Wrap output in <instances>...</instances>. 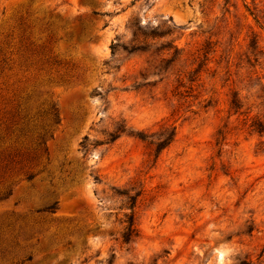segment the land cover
Here are the masks:
<instances>
[{
	"label": "rangeland",
	"instance_id": "rangeland-1",
	"mask_svg": "<svg viewBox=\"0 0 264 264\" xmlns=\"http://www.w3.org/2000/svg\"><path fill=\"white\" fill-rule=\"evenodd\" d=\"M19 17L58 65L24 62ZM10 31L0 107L28 122L0 146L46 153L0 172V264H264V0H0Z\"/></svg>",
	"mask_w": 264,
	"mask_h": 264
},
{
	"label": "trees",
	"instance_id": "trees-1",
	"mask_svg": "<svg viewBox=\"0 0 264 264\" xmlns=\"http://www.w3.org/2000/svg\"><path fill=\"white\" fill-rule=\"evenodd\" d=\"M18 22L14 28L15 30V41L13 43L17 52L21 53V57L23 58L24 62L29 64H36L39 67H51L57 64V61L54 59L53 56L50 55V47L49 43L51 41V31L50 26L52 23L48 21H44L42 24L43 29L47 32L45 38L40 42H34L30 40V33L27 31L29 25L26 24L21 17H19ZM13 31L8 33L2 34L0 39V56L5 54V49L11 43ZM3 60V58L1 59ZM58 65V64H57ZM4 106L0 107V143L3 140L8 139V137L13 134L14 132L20 133L24 130L27 126V119L26 114H24L23 109H20V106L17 101L15 100H5L3 102ZM230 107L238 108L237 103L234 99L229 101ZM44 117H49V120L57 123L58 122V115L56 112V107L54 104H51L47 107L44 111ZM41 118V116H40ZM41 129L43 130V125H40ZM255 132L257 133H264V121H252L249 124ZM34 146L29 148H25L22 152L19 147H12L11 145H7L4 147L0 146V164L1 162H5L3 165H0V172L5 174L8 172H12L10 164L14 163V165L19 164L20 162H34V166L38 162L39 158L44 156L46 153V148L44 145V141L40 139L41 133H36ZM173 132L166 133L159 137L158 141L155 143L154 153L157 154L161 148L169 143L171 140ZM24 135V134H23ZM113 139V137H111ZM115 138V137H114ZM142 139V137H138ZM16 142V141H13ZM1 145V144H0ZM29 168V167H27ZM21 170V167L19 168ZM37 172H31L27 170H23L24 179L30 180ZM10 194V190L0 191V200L6 198ZM129 199L130 204L128 208L130 210L129 214H124L126 217V225L123 227V232L121 233L122 241H129L130 237L136 235L134 222H133V198L131 196H127ZM56 201L52 202L47 209H53L55 207Z\"/></svg>",
	"mask_w": 264,
	"mask_h": 264
}]
</instances>
